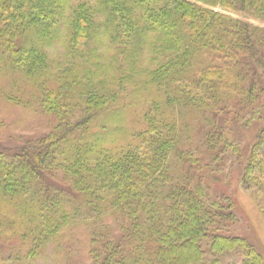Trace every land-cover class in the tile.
<instances>
[{
  "label": "trees",
  "instance_id": "1",
  "mask_svg": "<svg viewBox=\"0 0 264 264\" xmlns=\"http://www.w3.org/2000/svg\"><path fill=\"white\" fill-rule=\"evenodd\" d=\"M246 18L264 0H0V264H264L227 173L264 218V27ZM21 114L48 129L18 138Z\"/></svg>",
  "mask_w": 264,
  "mask_h": 264
},
{
  "label": "rangeland",
  "instance_id": "2",
  "mask_svg": "<svg viewBox=\"0 0 264 264\" xmlns=\"http://www.w3.org/2000/svg\"><path fill=\"white\" fill-rule=\"evenodd\" d=\"M223 13L230 15L232 17L240 18L241 15L234 13L222 8H215ZM248 21L264 27V22L246 18ZM31 116L21 114L19 118L14 115V118L19 119V122L14 127L13 132L18 133V138L20 136L26 137L28 135H34L46 131L48 128L46 123L43 122L40 118H30ZM33 117V116H32ZM26 118L27 122H26ZM227 169V168H226ZM234 169L231 167L227 169V173L232 174L233 183L231 184V194L237 202L240 214V222L235 226L236 233H239L242 236H245L250 242H252L259 252L263 255L264 258V218L261 215L256 201L253 198V194L250 189L242 187V184L237 182L236 172H233ZM233 172V173H232ZM77 229L73 230L72 235H77ZM52 248H47L42 254H40L35 260L25 262L23 264H90V262L81 255V252H77L75 255H70L69 262L60 260L62 258L59 255L57 258L53 255ZM238 261V254L230 253L224 257L223 263H228L232 261ZM67 262V263H66Z\"/></svg>",
  "mask_w": 264,
  "mask_h": 264
}]
</instances>
